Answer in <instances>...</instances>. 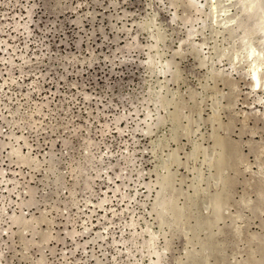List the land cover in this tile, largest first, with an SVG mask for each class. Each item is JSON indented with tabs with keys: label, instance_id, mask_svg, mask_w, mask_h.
Wrapping results in <instances>:
<instances>
[{
	"label": "rangeland",
	"instance_id": "1",
	"mask_svg": "<svg viewBox=\"0 0 264 264\" xmlns=\"http://www.w3.org/2000/svg\"><path fill=\"white\" fill-rule=\"evenodd\" d=\"M242 1L0 0V264H264Z\"/></svg>",
	"mask_w": 264,
	"mask_h": 264
},
{
	"label": "bare ground",
	"instance_id": "2",
	"mask_svg": "<svg viewBox=\"0 0 264 264\" xmlns=\"http://www.w3.org/2000/svg\"><path fill=\"white\" fill-rule=\"evenodd\" d=\"M240 1V0H239ZM257 1L258 0H255V6L257 5ZM177 2V1H176ZM188 2H190V1H188ZM209 2V1H208ZM241 2H243L242 0H241ZM241 2H239V3H241ZM253 2V1H252ZM260 2V1H259ZM226 3V2H225ZM246 3V2H245ZM177 4V3H176ZM187 4V3H186ZM201 4V3H200ZM227 4V3H226ZM252 5H251V7L250 8H253V3H251ZM197 5V4H196ZM228 5V4H227ZM240 5V4H239ZM248 5H249V2H248ZM198 6H199V4H198ZM214 7V6H213ZM221 7V6H220ZM223 7H225V6H223ZM245 7V6H244ZM226 8V7H225ZM248 8V7H247ZM257 8V7H256ZM198 10V9H197ZM212 10V9H211ZM251 10V9H250ZM213 11V10H212ZM225 12V11H224ZM251 12V11H250ZM228 13V12H227ZM234 13V12H233ZM259 13V12H258ZM178 14V13H177ZM213 14V13H212ZM229 15V14H228ZM251 15V14H250ZM264 15V14H263ZM176 16H178V15H176ZM213 17V16H212ZM226 17V16H225ZM229 17H231V16H229ZM217 18H218V16H217ZM231 18H233V17H231ZM210 19V18H209ZM213 19V18H212ZM216 19V18H215ZM189 20V19H188ZM187 20V21H188ZM211 20V19H210ZM221 20H224V19H221ZM220 20V21H221ZM226 20V19H225ZM264 20V19H263ZM191 21V20H190ZM205 21V20H204ZM207 21V20H206ZM212 22V21H211ZM210 22V23H211ZM218 22V21H217ZM222 22V21H221ZM226 22H228V21H226ZM234 22V21H233ZM241 22V21H240ZM239 22V23H240ZM261 23V22H260ZM218 24V23H217ZM228 24V23H227ZM236 24V23H235ZM206 25H207V23H206ZM224 25V24H223ZM205 26V25H204ZM220 26V25H219ZM242 26V25H241ZM215 28V27H214ZM220 28V27H219ZM226 28H227V26H226ZM233 28H235L234 26H233ZM259 28V27H258ZM231 29H232V27H231ZM238 29V28H237ZM241 30H243V29H241ZM190 31V30H189ZM232 31H233V29H232ZM231 31V32H232ZM239 31V30H238ZM214 32V31H213ZM189 33V32H188ZM221 33V32H220ZM220 33H218V34H220ZM239 33V32H238ZM213 34V33H212ZM152 35V34H151ZM235 35V34H234ZM150 36V35H149ZM257 37V36H256ZM225 38V37H224ZM226 39V38H225ZM217 41V40H216ZM242 41H243V39H242ZM233 42V41H232ZM247 42V41H246ZM199 44V43H198ZM260 44V43H259ZM203 46H205L204 44H203ZM216 46V45H215ZM214 46V47H215ZM208 47H209V45H208ZM217 47V46H216ZM247 47V46H246ZM215 49H217V48H215ZM243 50V49H242ZM249 50V49H248ZM219 51V50H218ZM254 51V50H253ZM253 51H251V55L253 54ZM255 53H256V50H255ZM224 56V55H223ZM151 58H152V56H150ZM253 57V56H252ZM234 58V57H233ZM260 58V57H259ZM263 58V57H262ZM207 59V58H206ZM261 59V58H260ZM149 60V59H148ZM262 60V59H261ZM207 61V60H206ZM256 61V60H255ZM146 63V62H145ZM234 63V62H233ZM263 65V64H262ZM203 66V65H202ZM260 64H256V62H255V69H254V72L251 74V81H252V84H253V86L255 87V89H258V87L260 86L259 84H260V79H259V70H260ZM249 68V67H248ZM262 68V67H261ZM154 73V72H153ZM161 73V72H160ZM157 76V75H156ZM217 78V77H216ZM158 79V78H157ZM163 82V81H162ZM264 84V83H263ZM205 86V85H204ZM207 87V86H206ZM192 90V89H191ZM158 97V96H157ZM160 97V96H159ZM162 97H164V96H162ZM190 99V98H189ZM174 102V101H173ZM183 103V102H182ZM177 105V104H176ZM8 108V107H7ZM200 109V108H199ZM149 110V109H148ZM147 110V111H148ZM177 110V109H176ZM172 113V112H171ZM176 118V117H175ZM165 119H167V118H165ZM179 120V119H178ZM174 122H176V121H174ZM149 128V127H148ZM150 129V128H149ZM119 131H120V129H119ZM219 140V139H218ZM260 141V140H259ZM246 148V147H245ZM17 150V149H16ZM223 150V149H222ZM17 152V151H16ZM22 156V155H21ZM25 157H26V155H25ZM221 159V158H220ZM257 159V158H256ZM219 160V159H218ZM26 161V160H25ZM219 162V161H218ZM223 163V162H222ZM11 168V167H10ZM6 173H7V171H6ZM5 178V177H4ZM34 191V190H33ZM32 194V193H31ZM173 198H175V197H173ZM127 199V198H126ZM220 199V198H219ZM221 200V199H220ZM105 201V200H104ZM124 202V201H123ZM23 203V202H22ZM30 203V202H29ZM165 206L167 205L166 203L164 204ZM163 207V206H162ZM80 216V215H79ZM18 218V217H17ZM17 218H15V220L13 219V221H14V223H19L21 220H20V218L19 219H17ZM29 223V222H28ZM126 223V222H125ZM87 224V223H86ZM134 224V223H133ZM48 226V225H47ZM88 226V225H87ZM86 226V227H87ZM134 227V226H133ZM135 230H137V229H135ZM136 232V231H135ZM138 234V233H137ZM84 235V234H83ZM82 236V235H81ZM135 237V236H134ZM151 238H153V236L151 237ZM157 238V237H156ZM56 239V238H55ZM134 239V238H133ZM60 240H58V242H59ZM153 241V240H152ZM50 243V242H49ZM64 243V242H63ZM135 243V242H134ZM157 243V242H156ZM122 244V243H121ZM154 245V244H153ZM158 245V244H157ZM151 247V246H150ZM154 247V246H153ZM152 247V248H153ZM77 249V248H76ZM155 249V248H154ZM153 249V250H154ZM153 252V251H152ZM157 252V251H156ZM155 254V253H154ZM159 254V253H158ZM157 254V255H158ZM2 255V254H1ZM156 255V256H157ZM160 255V254H159ZM159 259V258H158ZM152 261V260H151ZM156 261V260H155ZM40 262V261H39ZM38 263V262H37ZM99 263V262H98ZM158 263V262H157ZM156 263V264H157ZM138 264V263H137ZM159 264V263H158Z\"/></svg>",
	"mask_w": 264,
	"mask_h": 264
}]
</instances>
